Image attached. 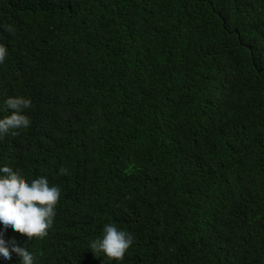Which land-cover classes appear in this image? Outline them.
Returning <instances> with one entry per match:
<instances>
[{
  "label": "trees",
  "instance_id": "obj_1",
  "mask_svg": "<svg viewBox=\"0 0 264 264\" xmlns=\"http://www.w3.org/2000/svg\"><path fill=\"white\" fill-rule=\"evenodd\" d=\"M0 25V106L31 101L0 166L61 190L46 238L6 244L104 264L114 223L120 264H264V0H0Z\"/></svg>",
  "mask_w": 264,
  "mask_h": 264
},
{
  "label": "clouds",
  "instance_id": "obj_2",
  "mask_svg": "<svg viewBox=\"0 0 264 264\" xmlns=\"http://www.w3.org/2000/svg\"><path fill=\"white\" fill-rule=\"evenodd\" d=\"M0 27L13 31L11 26ZM7 54L5 45L0 44V64L5 62ZM30 108L31 101L21 96L4 100L0 111H7L9 115L0 118V139L14 130L29 128L30 120L25 113ZM68 173L67 168L59 169L60 175ZM60 196V188L50 185L47 177L26 180L12 168L0 166V226L4 230L19 233L30 241L46 238L53 227ZM133 243L130 232L117 228L114 223H106L101 235L89 241L88 248L94 256L102 257L104 264L113 261L120 264ZM13 254L20 264H35L30 250L15 241L6 244L0 232V260L8 261Z\"/></svg>",
  "mask_w": 264,
  "mask_h": 264
}]
</instances>
